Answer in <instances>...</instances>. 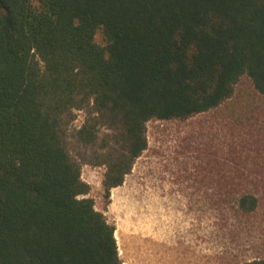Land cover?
Wrapping results in <instances>:
<instances>
[{"label":"trees","instance_id":"trees-1","mask_svg":"<svg viewBox=\"0 0 264 264\" xmlns=\"http://www.w3.org/2000/svg\"><path fill=\"white\" fill-rule=\"evenodd\" d=\"M243 76L264 95V0H0V264H122L84 197L87 152L109 194L147 122L215 109Z\"/></svg>","mask_w":264,"mask_h":264},{"label":"rangeland","instance_id":"rangeland-1","mask_svg":"<svg viewBox=\"0 0 264 264\" xmlns=\"http://www.w3.org/2000/svg\"><path fill=\"white\" fill-rule=\"evenodd\" d=\"M95 42L106 46L101 31ZM83 112L75 113L78 128ZM73 154L83 151L71 145ZM84 197L114 227L122 264H243L264 260V95L243 76L232 97L186 120L147 122V148L121 186L86 154ZM258 199L253 213L240 195Z\"/></svg>","mask_w":264,"mask_h":264}]
</instances>
